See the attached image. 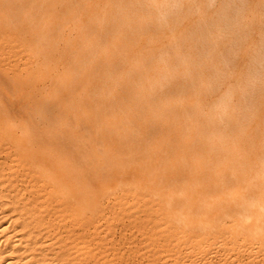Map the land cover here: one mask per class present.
Masks as SVG:
<instances>
[{
	"label": "bare ground",
	"instance_id": "bare-ground-1",
	"mask_svg": "<svg viewBox=\"0 0 264 264\" xmlns=\"http://www.w3.org/2000/svg\"><path fill=\"white\" fill-rule=\"evenodd\" d=\"M1 1L0 264L133 263L122 215L154 264H264V0L185 7L174 37Z\"/></svg>",
	"mask_w": 264,
	"mask_h": 264
},
{
	"label": "rangeland",
	"instance_id": "rangeland-1",
	"mask_svg": "<svg viewBox=\"0 0 264 264\" xmlns=\"http://www.w3.org/2000/svg\"><path fill=\"white\" fill-rule=\"evenodd\" d=\"M45 1H48V2H46L47 4L46 3L42 4V2H45ZM45 1L42 0V2H41V4L43 5V8L46 7V5H49L51 0H45ZM69 2H70V4H73V6H74V4H76V5L85 4L87 10L82 14L84 21H86L88 19L93 20V18H92L93 16H95L97 20L102 19L104 21H109V20H111V15L115 14V16H117L119 14L117 17H115L117 21L134 20V21H140L141 24H143L146 27L155 26V25L159 26L160 30L161 31L163 30L164 37H174L176 35L175 33H169L167 31V28L169 26H171L172 24H175L174 28L176 29V31L179 32L180 30L185 29V21H200V19H197L196 16H192L190 18L185 19V7H191L192 9L205 8L208 10L210 9L212 12H214V11L220 10V8L224 4H227L229 6L242 4L241 2H238V0H236L235 2L234 1L230 2V0H228V1H226V0H206L205 2L193 0L192 3L190 1H187V0H178V2H177L178 8H176L174 10H168L167 12L164 13L163 9L161 7L162 5L160 6V4L158 2H155L154 0H69ZM77 2H79V3L77 4ZM0 3H1L0 8L2 6H5L2 1ZM198 4H200V5H198ZM36 5L37 4H34V6H36ZM203 5H205V6H203ZM199 6H201V7H199ZM44 10H45V8H44ZM44 10H43V12H44ZM116 13H118V14H116ZM127 16H129V17L131 16L133 18L129 19V18H127ZM191 18H193V19H191ZM215 20L216 19H207V20L204 19V21H215ZM201 21H203V19H201ZM63 23H65V22H63ZM63 23L58 22L56 24V26L60 25V26H57V28L60 27L59 29H61V30L54 28V27H56L54 24V26H53L54 30L51 29L54 31V32L52 31L54 33V35L59 36V34L64 33V35H63V37H64L69 33V32H67V30L69 28L67 25H69L70 23L69 24L67 22L65 23L67 27L64 26L65 24H63ZM61 25L64 26V28H63L64 32L63 33H61L62 32ZM56 29L60 32V33L58 32L59 34H56L57 33V32H55V31H57ZM51 30H50V34H52ZM68 31H70V29ZM149 31H151V28L149 29ZM144 35H146V34H144ZM6 70L11 71L12 68L7 66ZM25 195H26L25 198H28V196L30 195V192L25 191ZM106 204H108V205H106ZM112 206H113L112 203H109V202H105V204L103 205L104 210L106 212H109V211L111 212L113 209ZM128 218H129V220H128ZM119 222H121V223H119ZM112 225L110 228L111 231L109 229L108 232L111 235V237L114 239V241L116 240L115 241L116 242L115 247L116 248L120 247L123 250V252H125L126 254H128V253H129V255L131 254L130 256L127 255V256H129V258H132V259L137 258L136 261H134L133 263H130V264H134V263L135 264H154L155 261H152L151 259H149V257L145 256V253L148 252V248L147 249H141L142 242L144 241L145 234L147 233L146 230H144V229L143 230H137V229L133 228L132 217L124 216V215H122L120 217V219L114 221L112 223ZM129 228H130V230H129ZM127 231L130 233V235ZM128 239H130V240H128ZM138 241H140V242H138ZM150 248H152V246H150ZM135 249H138L137 252H134Z\"/></svg>",
	"mask_w": 264,
	"mask_h": 264
}]
</instances>
